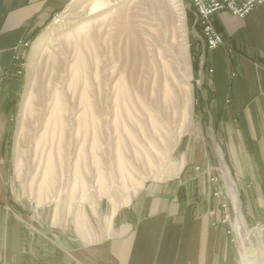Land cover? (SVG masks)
Segmentation results:
<instances>
[{
    "label": "rangeland",
    "instance_id": "rangeland-1",
    "mask_svg": "<svg viewBox=\"0 0 264 264\" xmlns=\"http://www.w3.org/2000/svg\"><path fill=\"white\" fill-rule=\"evenodd\" d=\"M26 40L10 130L19 197L49 228L75 226L100 240L108 208L178 173L199 103L194 53L224 42L209 48L189 0H74ZM195 169L219 184L211 168ZM220 206L230 214L223 223L233 222L229 204ZM40 233L28 224L23 250H34Z\"/></svg>",
    "mask_w": 264,
    "mask_h": 264
},
{
    "label": "crops",
    "instance_id": "crops-1",
    "mask_svg": "<svg viewBox=\"0 0 264 264\" xmlns=\"http://www.w3.org/2000/svg\"><path fill=\"white\" fill-rule=\"evenodd\" d=\"M73 1L0 0V264H264V6L245 18L228 11L213 17L224 44L194 53L199 103L178 173L151 180L127 204L108 208L100 240L83 239L75 226L49 228L40 209L19 197L10 150L22 85L15 51ZM195 166L211 168L219 184ZM213 189L223 194L213 196ZM222 202L234 212L230 224L222 221ZM32 223L41 233L26 252L22 240ZM54 241L62 247L51 251Z\"/></svg>",
    "mask_w": 264,
    "mask_h": 264
},
{
    "label": "built area",
    "instance_id": "built-area-1",
    "mask_svg": "<svg viewBox=\"0 0 264 264\" xmlns=\"http://www.w3.org/2000/svg\"><path fill=\"white\" fill-rule=\"evenodd\" d=\"M190 5L197 15L198 22L203 28L204 35L207 39L209 48H214L224 42V36L217 30L213 17L223 11L245 18L258 6L264 5V0H189ZM28 40L21 41L14 55L18 69V74H22V66L24 65V50L29 46ZM215 180V179H213ZM226 208V204H223ZM230 220V214L224 215L223 222Z\"/></svg>",
    "mask_w": 264,
    "mask_h": 264
},
{
    "label": "bare ground",
    "instance_id": "bare-ground-1",
    "mask_svg": "<svg viewBox=\"0 0 264 264\" xmlns=\"http://www.w3.org/2000/svg\"><path fill=\"white\" fill-rule=\"evenodd\" d=\"M135 41V40H134ZM135 46L137 47V44H135ZM132 48V47H131ZM135 48V47H134ZM137 52V51H136ZM20 138V137H19ZM19 143V142H18ZM17 143V146H15L16 147V151L18 152L19 151V145H22L21 143H19L18 144ZM16 158H17V156H16ZM241 220V219H240ZM238 227V226H237ZM239 233H240V236H241V238L245 241V240H247V235H246V230H245V228H244V224H243V222H242V220H241V223H240V227H239ZM248 246H249V244H248ZM251 252V251H250ZM249 252V253H250ZM249 258V257H248ZM249 261V263L250 264H255L254 263V260H252V259H249L248 260Z\"/></svg>",
    "mask_w": 264,
    "mask_h": 264
}]
</instances>
